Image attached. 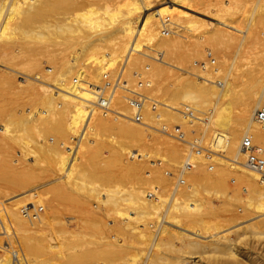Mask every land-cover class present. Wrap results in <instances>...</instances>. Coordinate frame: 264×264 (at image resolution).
I'll list each match as a JSON object with an SVG mask.
<instances>
[{
    "label": "bare ground",
    "instance_id": "6f19581e",
    "mask_svg": "<svg viewBox=\"0 0 264 264\" xmlns=\"http://www.w3.org/2000/svg\"><path fill=\"white\" fill-rule=\"evenodd\" d=\"M4 3L6 0L0 3V102L8 96L15 98L21 94L31 95L33 97L31 101H34L33 99L38 100L39 105H37L40 107L34 110L36 102L33 110L29 109V113L19 117L20 119L18 118L17 124L19 123L18 125L21 124L24 127L28 123L26 127L28 126L27 129H30L32 127L30 121L39 119L41 121L39 123L42 125H48L47 123L53 127L55 125L56 129L59 130V132H55H58L59 136L62 134V138L55 140L51 137L52 143L48 142L47 144L45 141L47 139L41 137L40 140L44 139L43 142L45 143L39 142L38 144L36 142V146L34 141L37 140H34L33 143L30 141L31 137H28L31 145L34 144L35 146L33 148L38 147L36 149L38 152L34 150L37 154L33 150L31 151V145L30 148L25 146L24 141L26 142V139L22 141L23 148L20 146L21 152L24 153L20 155L23 157L16 158L15 156L13 158L14 152L10 154V150H7L4 137L9 134L6 138L9 139L10 133L16 130L14 124L16 119L9 118L10 112L6 116L9 119L4 118V120L6 119L4 122L1 119L3 117L0 116L3 122H0V181L3 185H7L2 187L5 190L1 189L2 185L0 189L3 191L10 188L18 189L13 192L9 191L10 194L8 192L6 197L2 194L4 199H0V235L4 234L8 239V243L5 242L7 247L0 245V264H60L57 263V260L58 257L60 259L62 256L59 251L63 246L59 248V244L66 246L62 249L64 250L63 254L70 252L64 255L67 256V258L65 257L67 260H63L67 262L66 264H96L98 259H100L101 264H103L102 260L104 264H113L116 259L121 261V251L124 253L127 250L126 254L134 251H128L132 249V245L129 246L128 243L132 239H134L133 243L148 242L151 250L152 248L159 250L160 254L152 252L144 264H159V261H166L169 258H174L177 260L176 263L183 264L184 257L193 258V254L199 255L200 258L207 261L219 260L228 263L230 258L234 260L237 255L241 254L240 243H244L243 246L246 247L243 256L251 255L252 251L250 252L248 249L250 244L255 240L260 241V238L264 239V179L260 177L258 172L244 165L246 155L240 149V141L243 136H247L253 143H260L261 147H257V164L264 172V120L259 124L260 122L252 115L259 107L264 110V82L261 81V87L256 89L260 80L255 79L250 82L251 87L250 85L249 87L251 89L256 86L253 87V90L250 89V94L248 95L249 91L246 90L248 92H245L247 97L246 94L243 96L244 93L241 97H237L238 94L233 90V82L227 78L229 74L223 78L218 76L222 69V67H220L221 69L217 67L219 64L216 65V63L213 69L210 67L198 69L193 65H191L193 67L190 66L191 69H188L190 64L188 63L187 67L186 61L192 63L195 59L190 60V57L197 55V58L203 59L206 58L207 54H202V48L201 50L197 48V44L188 40L179 30L182 32L195 31L202 26V23L209 24V31H200L198 39L204 37L210 41L214 39L216 40L215 45L217 41L222 42L226 46L235 48L236 52L239 53L249 49L250 43L253 45L256 43L253 40V32L255 31H252L253 14L249 15L250 17L242 28L240 25L231 23L228 16L232 13L229 9L231 6L235 8L236 6L240 8L244 6L246 8V5L249 7L253 5L252 10H258V12L256 14L254 11L252 12L258 16L257 13L259 14L264 10V0H120L119 2L116 0H8L7 5ZM166 17L168 18L167 22ZM260 17L262 19L263 16L260 15L258 20ZM242 18L244 17L242 16ZM169 26L171 27V34L164 35L161 28ZM256 37L258 40V34ZM37 40H41V42ZM253 41L255 43H252ZM6 43L13 45L10 56L3 46ZM204 43L206 42L204 41ZM204 43L202 40L201 46H204ZM208 43L210 42L207 41L206 44ZM153 50L160 51L162 59L156 60L153 57ZM245 52L242 53L245 54ZM37 56H40L41 59L44 58L41 60L39 57L40 60H38ZM124 56L126 61L124 78L128 86H136L134 72L139 71L148 77L147 81L150 82V85L142 88V92L158 102L157 113L164 112L163 115L159 113V115L164 116L160 115L162 122L164 118L170 119L169 117L175 120L172 127L180 129L185 134V141L177 140L169 135L168 141L163 139L160 141V132L157 130L120 116L119 114L129 115L132 111L123 98L122 90H117L113 97L112 106L118 114L103 112L94 103V90L88 88L84 82L78 81L85 80L94 85L99 83L103 71L108 69L113 71ZM213 56L211 59H214ZM44 61L46 65L42 66L45 64H43ZM183 63H185L187 70L182 65ZM86 68L87 72L84 70ZM218 68L220 69L219 72ZM19 74L17 79L14 78V75ZM216 77L217 81L218 77L222 78L223 81L219 79L216 82L214 80ZM18 79L26 83L20 85ZM75 79L78 82L74 83ZM235 96L240 98L242 107H240L236 121L234 119L236 123L234 122L235 124L231 126L230 121H233L231 120L233 117L231 105ZM183 107L190 109L191 117L186 115V112L182 110ZM38 113L42 114L39 118L36 115ZM14 114L11 117L14 118ZM202 115L206 117H201ZM17 116L19 115L17 114ZM146 118L149 121L153 119L148 111ZM165 119V125L172 124L170 123L171 120ZM36 121H33V123L35 122L33 127L36 126ZM43 122L45 123L43 124ZM9 126H15V128L11 127L10 130ZM17 127L20 129V126ZM53 127L51 126V128ZM169 127L171 129V125ZM34 128L37 129L38 126ZM34 128L31 130L37 131L36 133L42 131L39 128L38 130ZM51 128L47 130H53ZM20 130L23 132L24 129ZM35 131L34 134H36ZM19 132H14L15 134L13 133L10 138L13 137L11 139L14 140V136L17 137V134L18 137H21L22 132ZM53 133L50 132V134ZM27 135L22 138L25 139ZM32 138L34 137L32 136ZM194 141L202 148L210 150L211 153L203 155L201 152L200 155L193 157V166L189 172L181 171L180 173L186 179L185 182L182 178L185 185L181 188H178L179 185L174 189L172 188V195L166 200V190L163 188L160 190L157 185L160 183L159 181H164L162 180V177H165L164 173L167 176L171 172L164 171L162 174L163 171L160 168H154L157 162L155 163L154 159L148 158L151 150H157L156 153L161 151L163 156L160 158L168 163L167 166L171 165L170 169L172 166L178 168L186 154L183 152L184 146L187 149V142ZM14 142L17 143L18 140ZM102 144L107 149L106 153L108 152L107 157L104 158L107 160H104L106 164H109V167L117 166L123 169V176L136 178L134 183L127 188L125 187L126 189H120L117 187L118 185L116 187L114 185H112L114 187H104L110 179L105 182L106 178H103L104 184L100 178L103 173H100L99 181L97 176L92 178L99 175L94 172V176L91 173L90 179V162L87 165L84 163L86 167L89 165L86 168L89 171L84 169L87 171L86 176L77 170L76 161L79 159L77 154H86L92 150V157L95 158L94 155L101 152L99 150L95 153V149L98 150ZM132 150L137 152L131 153ZM211 156L212 158L208 161L211 162L208 165L204 160ZM130 157L135 158L129 160ZM48 158L50 163L45 165V159ZM98 159L101 161V158ZM94 162L91 163V166L96 165ZM99 164L98 167L100 168L101 164ZM147 164L153 167H151V171H149ZM84 166L83 168H85ZM103 166L102 163L101 168L105 169ZM106 167L107 172L112 168ZM118 168L115 167V169ZM79 169H81L80 166ZM121 169L116 170V172ZM42 175L45 178L39 181L38 177ZM123 176L119 178L125 180L126 177L123 178ZM85 177L90 179L89 182L95 179L93 180L95 184L96 181H102L103 186L101 187V183L98 182L97 185H100H94L93 181L87 183ZM229 178L236 183V193L241 189L246 192L245 199L242 197L243 204L240 207L243 206L246 208L245 210L249 209L248 211L252 209V213L256 212L254 216L253 214L250 216V212L247 213L250 217L248 218L245 214L247 211L244 213L242 211L244 209H240L244 215L237 213L240 216L243 215V218H240L241 221H236L239 224L235 223L238 225L234 227H231L233 224L230 225V222L234 223V221L227 217L229 216L227 210L221 217L217 213L214 216L212 211L214 209L210 208L212 210L208 211L211 204L208 205L209 207L206 206L208 210L205 209L207 211L205 212L204 207H202L204 201L202 204L196 200L185 202L186 200H179L174 196L178 193L189 195L188 197L191 195V198L197 195L198 198L200 196L197 190L198 186L200 187L202 184L208 186L214 184L215 186L216 184L217 187H222L220 184H225ZM143 186L147 187L148 190L144 189ZM145 190L146 193L154 194L153 199L145 197ZM215 191L216 193L220 192ZM20 192H24V194L21 195ZM30 192H33L31 194L33 197L37 196V192L41 193L38 200L46 204L47 210L44 213L40 214L41 206L34 207V201L23 204L20 209L18 203L23 196H26L25 194ZM223 192L221 195L226 197L227 193L224 196L225 192ZM65 197L70 198L69 200L72 199L71 201H74L72 203L85 213L86 216L81 219L83 231L86 230L84 232L89 231L90 233L85 234L90 238L91 232H98V234L92 233L93 238H88L89 241H84L85 238L83 237L87 238L84 233L76 232L77 234H75L74 232V237L75 235L78 237V234L79 236L84 234L83 237L81 236L82 238L78 237L79 239L75 240L74 237L70 236L72 231L67 230V226H60L63 233L69 234L65 235V238L68 237L67 242L71 237V242L72 239L75 243L77 242L76 245L72 242L73 245L79 247V251L77 249L78 252L75 251V253L73 248L76 247L70 245L72 247L71 252L70 249L68 250L69 247L67 248L69 244L65 245L66 242L64 244H61L62 241L60 243L58 241L48 243V234H46V230H52L55 227L53 224H56L54 214L57 204L55 202L58 203L59 198L61 201L67 200ZM104 208H107L105 209L107 211L109 208L110 210L114 209L112 213L120 218L119 225H114L112 221L107 224V228L111 229L109 232L104 225L101 226L104 222L100 221L101 223H99V217L97 218L98 221L96 219L98 214H102L97 213V211L102 210L104 213ZM236 212L233 213L236 214ZM234 214L229 217H238ZM106 215L105 217L103 215L104 221H106ZM239 217L236 219L239 220ZM254 218H258L259 221L251 223ZM152 223H157L154 231L152 230L153 232L150 230ZM103 231L105 232L104 236L101 235L103 233L99 235V232ZM106 231L109 234L112 231L115 234L118 233L119 237L114 236V234L112 235L114 236L113 239H108L112 236H108ZM247 231L251 234V236L248 234L250 237L253 236V242L251 240L245 242L248 240L246 238ZM55 233L53 232L52 239L58 237L59 233L54 236ZM95 235L97 238L99 237V240L94 238ZM92 239L93 242L96 239L98 244L96 242L94 244ZM118 246L128 247V249L119 250L120 247ZM58 248L60 250L54 252V249L57 250ZM126 254L123 255V263L126 262L125 257L130 258V254ZM253 254V259L249 260L250 264H264V254L255 252ZM136 256L124 264H129L128 261L131 260L135 261ZM94 258L97 259L95 263L92 260ZM227 258L229 259L227 260ZM117 261L114 263L117 264ZM191 264L201 263L192 259Z\"/></svg>",
    "mask_w": 264,
    "mask_h": 264
},
{
    "label": "rangeland",
    "instance_id": "374dc122",
    "mask_svg": "<svg viewBox=\"0 0 264 264\" xmlns=\"http://www.w3.org/2000/svg\"><path fill=\"white\" fill-rule=\"evenodd\" d=\"M1 1H2V3L3 2H5V0H0V3H1ZM7 1L8 0H6V3H4V5H7ZM70 1H72V0H70ZM79 1H81V0H79ZM115 1V0H114ZM117 2H119L120 0H116ZM123 1V0H122ZM125 1V0H124ZM121 4V3H120ZM248 5H246L245 7L246 8H244V6L242 7V8H240V7H237L236 6V8L234 7V6H231L230 7V9H229V11L232 13V15H229L228 16V18H230V20H231V23L233 24V25H240V26H242V28H243V26L245 25V23H246V20L248 19V17H250L249 15L251 14H253V22H254V25H252V31H255V32H253L254 33V38H253V40L254 41H256V43L253 41L252 43H255L254 45L253 44H249V46L251 45V47H249V49H246V50H242L241 52H239V53H237L236 52V50H235V48H233V47H230V46H226V45H224L222 42H216L217 44L215 45V41L216 40H214V39H212L211 41L214 43V45H212L211 46V44H213L210 40H208L207 38L206 39H198L199 38V33H200V31H203V32H207V31H209V29H210V25L209 24H205V23H202V26L201 27H199L197 30H195V31H186V32H182V31H180L179 30V32L180 33H183L184 35H185V37L188 39V40H191V41H193V42H195L196 44H197V48H200V50H201V48H202V50H201V52H202V54H205L206 55V58L204 57L203 59H199V58H197V55H196V57H190V60L191 59H193V58H195L194 60H193V62L192 63H190V62H188V61H186V63H187V67H188V65H189V67H188V69L190 68V66L191 65H193V66H195V67H197L198 69H200L198 66H197V63L198 62H203V61H209L211 58H212V56L213 55H215V56H213L214 57V64L210 67V68H214L213 66L216 64V65H218L217 67H222V69H221V72H219L220 71V69L218 70V72H219V74H218V76H220V77H227V75L229 76V77H227L229 80H231L232 82H233V90H234V92L235 93H237L238 95H237V97H241V95H243L242 93H244V95L243 96H245V94L246 93H248L247 91H249V93H248V95L250 94V91L251 90H253L254 88L253 87H256V86H253L252 87V89L250 88L251 87V83L250 82H252V81H254L255 79H258V80H260V83H258L259 85H257V87H256V89L258 88H260L261 87V81L262 82H264V8L263 9H260V10H263L262 12H260L259 14L257 13V15L258 16H255V14H256V12H258V10L256 11H254V10H252V7H253V5L251 6L250 5V7L248 6ZM70 10V9H69ZM242 11H243V13H242ZM252 11H254V13L252 12ZM245 12V13H244ZM262 13V14H261ZM260 15H262L263 17H262V19H261V17H260V19L258 20V18H259V16ZM242 16L244 17V18H242ZM246 17V18H245ZM257 17V18H256ZM260 21V22H259ZM258 25H257V24ZM256 24V25H255ZM255 27V28H254ZM256 27H257V29H256ZM165 28V27H164ZM167 28H171L170 26L169 27H167ZM167 28H165V29H167ZM161 29H163V28H161ZM254 29V30H253ZM256 29V30H255ZM171 30V29H170ZM256 32H257V34H258V40H257V34H256ZM165 34H168V33H165L164 32V35ZM194 36H196L195 38H194ZM197 38V39H196ZM197 41H196V40ZM199 40H200V42H199ZM202 40H203V43H204V41L207 43V41H209L210 43H208V44H206V43H204V46L202 45L201 46V43H202ZM214 40V41H213ZM38 41V40H37ZM6 42V41H5ZM38 42H41V40L40 41H38ZM221 43V44H220ZM1 44H3V43H1ZM9 44H11V43H8V45H7V43L6 44H4L3 46H5V50H6V52H7V54H8V56H10V55H12V49H13V45H9ZM198 45H200L199 47H198ZM205 45H207V46H205ZM214 46V47H213ZM224 46H226V47H224ZM22 47H24V45H22ZM206 47H208V48H206ZM212 47V48H211ZM210 48H211V51H210ZM206 49V50H205ZM204 50V51H203ZM247 50H248V52H247ZM244 51H246L245 52V54H243L242 52H244ZM209 54H208V53ZM237 53V54H236ZM194 55V56H195ZM242 55V56H241ZM41 56V55H40ZM39 56V57H40ZM221 57V59H220V57ZM38 57V56H37ZM39 57H38V60H40L41 59V57H40V59H39ZM216 57V58H215ZM44 58V57H43ZM43 58L41 59V60H43ZM197 58V59H196ZM223 58V59H222ZM156 60H160V59H156ZM224 61V62H223ZM218 62H220L221 63V66H220V63H218ZM45 63V61L43 62V64ZM189 63V64H188ZM196 64V65H195ZM223 64V65H222ZM46 65V63L44 64V65H42V66H45ZM185 68H186V66H185V63H183L182 64ZM215 65V66H216ZM193 66H191V67H193ZM209 68V67H208ZM191 69V68H190ZM85 70V72H87V68L86 69H84ZM186 70H187V68H186ZM134 73H136V74H139V75H141V77L143 78V79H148V77H146L144 74H141V73H139V71H137V72H134ZM176 73H178V72H176ZM175 73V74H176ZM179 74V73H178ZM180 75H181V73H180ZM182 75H184V74H182ZM20 76V74L19 75H14V78H18ZM176 76V75H175ZM217 76V75H216ZM181 77V76H180ZM220 77H218V81H219V79L220 80H222L223 81V79L222 78H220ZM233 80H232V79ZM214 80H216V82H218L217 81V77H216V79H214ZM135 81H136V79H135ZM18 83H20V85H24V83H26V82H22L21 80H19L18 79ZM249 85H250V87H249ZM255 85V84H254ZM248 87H249V89H248ZM251 89V90H250ZM247 90V91H246ZM246 92V93H245ZM9 94V93H8ZM21 95H23L22 97H20ZM20 96H15V98L13 97V98H11L10 96H8L7 98H5V100L4 101H1L0 102V116L1 117H3V118H1L2 120H3V122L6 120V119H9V118H12V119H16L15 121H16V123H14L15 124V126H16V130H17V132H22V130H20V129H24L23 130V132L21 133L22 135H21V137H18V134H17V137L16 136H14V140H12L11 138H13V137H11L10 138V136L15 132V133H17L16 132V130H14V131H10L11 133V135L8 137L9 139H6L7 138V136L9 135H6L5 137H4V140H5V143H6V147H7V150H10V154H13L12 152H14V156H13V158H15V156H16V158H18L19 156H21V157H23L22 155L24 154L23 153V151L21 152V148H23L22 146L24 145L23 144V142L22 141H24V140H26L27 139V141H28V143H29V145H28V143H27V141L25 142L24 141V143H25V146L27 147H29L30 148V145H31V142H33L34 140H37V141H34L35 142V145L38 143L39 144V142H43L44 141V139H47V140H45L46 141V143L48 144V142L49 143H52V138H55V140H60L61 138H62V134H60V136L58 135L59 133V130L58 129H56V127H55V125H54V127H53V125H51L53 128H51V126L49 125V123H47L48 125H45L44 123L45 122H43V124L44 125H42V124H40L39 122H41L39 119H37V121L34 119L33 121H36L37 122V124H35L36 126H34V127H37L38 126V128L39 129H41L42 131H38V133H36L37 131H35V133L37 134H34V131H32L33 129L32 128H34L33 127V125H34V123H33V121H30L32 124H30V126L32 125V127H30V129L28 128L27 129V127H26V124H28V123H26L25 125H24V127L20 124V125H18L17 124V120H19L20 118H21V116L22 115H25V114H27V113H29V109L30 110H33V107H34V105H35V103L38 101V100H35V99H33L34 101H31V99L33 98L31 95H28V94H21ZM26 95H28V96H30L29 97V100H28V96H26ZM243 96H242V98H243ZM236 96H235V100L233 101V103H232V111H233V113H232V118H231V120H233V121H230V125L232 126V125H234L236 122V118H237V115H238V113H239V111H240V107H242V105H240L241 103V101H240V98H237ZM246 97H247V94H246ZM39 102H37L36 103V106H35V109L34 110H37L40 106H38L39 104H38ZM38 104V105H37ZM183 109V108H182ZM260 109H262V107H259L258 108V110H260ZM257 110V109H256ZM160 111V110H159ZM162 111V110H161ZM10 112V113H9ZM15 114H14V113ZM157 112H158V108H157ZM8 113H9V115H8ZM159 113H162V115L164 114V112L162 111V112H159ZM253 113H255V111L253 112ZM3 114H5V116H2ZM11 114V115H10ZM12 114H14L15 116H17V114L19 115V116H17V117H15L14 116V118L13 117H11V116H13ZM151 114V113H150ZM9 116V118L8 117H6V116ZM37 115V117L39 118L42 114H36ZM161 115V114H160ZM161 115V116H162ZM167 115V114H166ZM206 115V114H205ZM201 116V117H206V116ZM234 115H236V116H234ZM253 115V117H254V114H252ZM20 117V118H19ZM23 117V116H22ZM162 117H164V116H162ZM235 117V118H234ZM4 118H6L5 120H4ZM19 118V119H18ZM168 118V117H167ZM170 119H165V120H171V121H173V122H171L170 121V123H172V124H170L171 125V129H170V125L168 126V124H166L167 125V128H168V131H170L171 132V130L172 129H174L172 126H173V123L175 122V120L174 119H172L171 117H169ZM0 119V122L1 123H3L2 122V120ZM11 119V120H12ZM150 119V118H149ZM161 119V118H160ZM164 119H163V124L165 123L164 122ZM234 119H235V121H234ZM13 120V121H14ZM151 120H153V119H151ZM14 121V122H15ZM235 122V123H234ZM0 123V124H1ZM166 123H168V122H166ZM259 123V122H258ZM14 124H12V125H14ZM17 124V125H16ZM51 124V123H50ZM154 124H155V122H154ZM176 124V123H175ZM175 124H174V126H175ZM259 124H261V123H259ZM263 124V123H262ZM15 126L14 127H12V126H9V128H10V130L12 129V128H15ZM17 126H20V129H18V127ZM22 126V127H21ZM44 126V127H43ZM45 126H47V127H45ZM12 127V128H11ZM26 127V128H25ZM0 128H1V125H0ZM38 128L36 129V128H34V129H36V130H38ZM44 128H45V131H44ZM49 129V128H51V129H53V130H47V129ZM28 130L27 131V133H26V130ZM32 129V130H31ZM54 129H56V130H54ZM48 131V132H47ZM55 131H58V132H55ZM174 131V130H173ZM172 131V132H173ZM181 131V130H180ZM19 132V133H20ZM31 134H33V135H31ZM50 132H54L53 134H55L54 136H53V134H50ZM14 133V134H15ZM28 134L27 135V137L25 138V139H23L22 137L25 135L26 136V134ZM24 134V135H23ZM30 134V135H29ZM59 136V137H57V136ZM160 141H161V139H163L164 141H168L170 138L168 137V135H166V134H164V133H162V132H160ZM13 136V135H12ZM20 136V135H19ZM24 136V137H25ZM32 136L34 137V138H32ZM184 136H185V134H184ZM28 137H31V139L30 138H28ZM41 137L42 138H44L43 140H40L41 139ZM52 137V138H51ZM17 138V139H16ZM19 138H20V141L22 142H20L19 141ZM37 138V139H36ZM23 139V140H22ZM29 139H30V141L31 142H29ZM106 140L108 139L107 137L105 138ZM4 140H3V142H4ZM17 141L18 140V142L17 143H15L14 141ZM55 140H53V142H55ZM105 140V141H106ZM33 142V143H34ZM37 142V143H36ZM27 143V144H26ZM43 143H45V142H43ZM253 143V142H252ZM255 143V142H254ZM253 143V144H254ZM18 144H20V145H18ZM40 144H42V143H40ZM256 147H261L260 146V143L259 142H256L255 144H254ZM20 146H21V148H20ZM32 146V149H31V151L33 150H36L38 147H36V149H34L35 148V146H34V144H32L31 145ZM33 146H34V148H33ZM37 146V145H36ZM27 147V148H28ZM133 147V146H132ZM131 147V148H132ZM185 148L183 149V152L185 153V152H187L188 150H189V146H188V148L186 149V146H184ZM21 149V150H20ZM97 149V148H96ZM95 149V153H97L96 151H99V150H101V152L99 153L100 155H101V157H99L100 155L97 153V155H99V156H97V155H94L95 156V158L97 157V159H95L94 157H92V155H93V152H92V150H89L88 151V153H86V154H82V153H78L77 154V156H78V160L76 161V164H77V170L79 171H81V172H83V174H84V176H86V172L87 171H89L90 170V179H91V173H92V175L94 176V174H93V172L94 173H97V174H99V175H95V177H92V178H96V176L99 178L100 176H101V174L100 173H103L102 175L103 176H101L100 178H101V180L104 182V179L106 178V180H105V182H108L109 181V179H110V181H109V183H106L107 185H105L104 187H116L117 185V187L118 188H124V189H126L127 187H129L132 183H134V181H135V179H132V177L130 178V177H128V176H123L124 175V173H122V171L124 172V170L123 169H121L120 167L118 168L117 166H115L116 168H118V169H121V170H119V172H116V170H118V169H115V167L113 168L112 166H110L109 167V164L107 165L106 164V162L104 161V160H106V159H104V158H106L107 157V155H108V152L106 153V147H105V145L104 144H102L101 145V147H98V150H96ZM12 150V151H11ZM37 151V150H36ZM7 152V151H6ZM38 152V151H37ZM37 152H35L34 151V153H36L37 154ZM131 153H135V152H137V151H130ZM156 152H158L157 150L155 151V150H151V153H150V156L148 157L149 159L151 158V159H154V161H155V163H156V166L154 167V168H160V170L161 171H163L162 172V174L164 173V171H168V172H171L169 175H167L166 176V174L164 173L163 175H165V177H162V180H164V181H159L160 183H158V185L157 186H159V188H160V190H161V188H163L164 190H166L165 191V195H166V200H167V198H169V196H171L172 195V188H173V186H174V182H175V180H176V177H177V175H178V173H179V168L180 167H175V168H177V169H175V168H173V166H172V168L170 169V167H171V165H168L167 166V164L168 163H166L165 161H163V159H161L160 157L161 156H163L162 155V152L161 151H159L160 153H161V155H160V153H156ZM23 153V154H22ZM20 154H22V155H20ZM27 154H29V153H27ZM26 154V155H27ZM39 154V153H38ZM82 154V155H81ZM201 154H206V153H204V152H202ZM44 155V154H43ZM84 156V157H83ZM104 156V157H103ZM90 158H93V159H91L90 160ZM98 158H101V161H103L102 163L104 164V166L103 167H105V169L107 168L106 166H108V168H111L110 170H108L109 172H107V169L105 170L104 168L102 169L101 168V166H102V163H101V161H99L100 159H98ZM103 158V159H102ZM135 158V157H134ZM134 158H132V157H130L129 158V160H132V159H134ZM183 158V157H182ZM212 158V156L210 157V158H207V159H205L204 161H205V163L206 164H210V162H208L210 159ZM83 159V160H82ZM89 159V160H88ZM95 159V160H94ZM149 159H147V160H149ZM46 160V162H45V165L47 164V163H50V160H49V158L48 159H45ZM98 160V161H97ZM94 161H97V162H94ZM107 161V160H106ZM163 161V162H162ZM208 163H207V162ZM90 162V163H89ZM93 162L94 163H96V165L94 164L93 166H94V168H93V166H91V163L93 164ZM101 164V166H100V168L98 167V164L99 163ZM158 162H159V164H158ZM183 162V161H182ZM87 165V163H89L90 164V166H89V170H87L86 168H88V166L86 167V165ZM108 163V162H107ZM80 164V165H79ZM85 166H84V165ZM99 164V165H100ZM106 164V165H105ZM182 164V163H181ZM181 164H180V166H181ZM79 166H80V168L81 169H83V170H81V169H79ZM83 166L85 167V168H83ZM96 166V167H95ZM147 166H149V171H151V165L150 164H147ZM17 167H19V165H17ZM163 167V168H162ZM95 168H97V169H95ZM153 168V167H152ZM165 168H167V169H165ZM87 170V171H85V170ZM94 170V171H92V170ZM100 169V171H97V170H99ZM101 169H102V171H101ZM113 169H114V171H113ZM148 169V168H147ZM175 169V170H174ZM105 170V171H104ZM146 170V169H145ZM170 170V171H169ZM171 170H173V171H171ZM85 171V172H84ZM92 171V172H91ZM208 171H211V170H208ZM112 172V173H111ZM188 172H189V170H188ZM107 175H106V174ZM108 173H110V174H108ZM115 173H117V174H115ZM122 173V174H121ZM121 175V176H119V175ZM106 175V176H105ZM116 175V176H115ZM88 176V175H87ZM105 176V177H104ZM123 176V178L124 177H126L125 178V180H123V179H120L119 177H122ZM109 177H111V178H109ZM45 178V176L44 175H42L41 177H38V180L40 181H42L43 179ZM100 178L99 179H97L98 181L100 180ZM104 178V179H103ZM127 178H129L130 180H128ZM183 178V177H182ZM85 179H86V181H87V183H90V182H92L93 180H95V179H93V180H91L90 182L88 181V180H90V179H87L86 177H85ZM107 179H108V181H107ZM127 179V180H126ZM184 180H185V182H186V179H185V177L183 178ZM112 180V181H111ZM132 180V181H131ZM166 180V181H165ZM98 181H96V184H95V182L93 181V184L94 185H97V182ZM102 181L101 182H98V183H101V185L100 184H98V185H100L101 187L103 186V184H102ZM157 181V180H156ZM228 182H226L225 184H227L226 185V187H227V190H226V187H225V184H220L222 187H220V186H216V184H215V186H214V184L212 185V184H209L210 186H208L207 184H202V186H198L197 187V190L199 191V194H200V196L197 198V195L196 196H193L192 198H191V195H190V197H188L189 195H186V194H178V193H176L174 196L175 197H177L179 200L180 199H184V200H186L185 202H187L188 200H191V201H194V200H196L197 202H200L201 204L203 203L202 201H204V203L205 202H207V204H205L204 205V203H203V206L202 207H204V211H205V209H207V207L206 206H210V204H211V207H209L207 210L208 211H210V210H212V209H214V210H212L213 211V214H214V216L216 215V213H217V215L218 214H220V216L219 217H221L222 215H224L225 213H226V210H227V215H231L232 216V214H234L233 212L234 211H237L236 212V214H234V215H238L239 213L240 214H243V212L241 213L240 211V209H242L243 208V206L242 207H240L242 204H243V199H245V196H246V192H245V190H243V189H241V190H239V192H237L236 193V183H234V181L233 180H231V178H229L228 180H227ZM232 181V182H231ZM1 182V181H0ZM105 182H104V184H105ZM156 183V184H157ZM92 184V183H91ZM136 184V183H135ZM153 184H155V183H153ZM2 185V186H1ZM97 185V186H98ZM112 185H114V186H112ZM183 185H185V183H183L182 185H179L178 186V188H181ZM212 185V186H211ZM0 186H1V189H3V190H5L4 188H2L3 186H7V185H3L2 184V182L0 183ZM224 186V187H223ZM235 188H234V187ZM9 187V186H8ZM101 187H99V188H101ZM126 187V188H125ZM143 188L144 189H146V190H148V188L147 187H144L143 186ZM219 188V189H218ZM0 189V196L3 194V196L4 197H6V195H7V193L10 191V192H13V191H15V190H18V189H6L7 191H3V190H1ZM232 189V190H231ZM234 189V190H233ZM145 190V197L146 198H148V199H153V198H150V197H148V195H147V191ZM215 190H217V191H220V192H217L216 193V191ZM221 190H225L223 193H224V196H225V194L227 193V195H226V197H223L222 195H221ZM236 190V191H235ZM2 191V192H1ZM234 191V192H233ZM6 192V193H5ZM10 192H9V194H10ZM216 194H215V193ZM33 193V192H32ZM31 192L30 193H27V194H25L26 196H23L22 197V199L20 200V202L18 203L19 204V206H20V209H21V207H22V205L23 204H26V203H29L30 201H34V207H36V206H41L42 207V210L40 211V214L41 213H44L46 210H47V207H46V204L44 203V202H42L41 200H38V198H39V196H40V192H37V196L36 197H33V196H31V194H32ZM234 193V194H233ZM238 194V195H236V194ZM20 194L22 195V194H24V192H20ZM197 194V193H196ZM17 195H19V194H17ZM3 196H1L0 197V199L1 200H3L4 198H3ZM187 196V197H186ZM242 197H244L243 199H242ZM66 198V197H65ZM73 198V197H72ZM197 198V199H196ZM200 198V199H199ZM239 198V199H238ZM35 199H37V200H35ZM67 200H65V199H63V201H61V199L59 198L58 200L60 201H58L57 199H56V201H58V203H56L55 202V204H57V205H55V214H54V221L56 222V224L54 223L53 225L56 227L57 225H58V223H59V227L57 226L56 227V229H47L46 230V234H48V236H47V238H48V240L46 239V242L48 241V243H52L53 241L54 242H57L58 241V243H60L61 241H62V243L61 244H64L65 242H66V244L65 245H67V244H69L68 246H67V248H68V250L69 251H71L72 250V247L73 246H75L76 245V243L74 242V240L72 239V242H74V244L75 245H73V243L70 241V239L72 238V237H74V232H75V234H77L78 232H82V233H89V231L88 232H84V231H86V230H84L83 231V224H82V221H81V219L84 217V216H86V215H84L85 213L82 211V210H79V207L76 205V204H74V203H72V202H74V201H71V200H69L70 198H66ZM73 199H75V198H73ZM199 199V200H198ZM238 200H240V201H238ZM71 201V202H70ZM195 201V202H196ZM196 202V203H197ZM239 202L241 203L240 205H239ZM76 203V202H75ZM76 205L77 206V208H76V206L74 207V206ZM112 207V206H111ZM202 207H201V210H202ZM30 208H31V206H30ZM108 208V207H107ZM107 208H104V210L105 209H107ZM210 208H212V209H210ZM244 210H242V211H244V213L247 215V213H249V215L251 216L252 214H253V216L256 214V212L255 213H252V209L250 210V211H248L249 209H247V210H245L246 208H243ZM103 210V211H104ZM109 210H110V208H109ZM109 210L107 211V210H105V212L103 213L102 212V210H98L97 211V213H102L103 215H104V217H105V214H107L106 215V221H104V217H103V215H102V217H101V215H97V217H96V219L99 217V223H101L100 221H103L104 223H106V224H104V223H102L101 224V226L102 225H104V227L105 228H107V224L109 223L110 224V221H112L113 222V224L114 225H119V223H120V218L118 217V216H115L113 213H112V211H114V209L113 210H110V212H109ZM83 213H82V212ZM203 211V210H202ZM203 211V212H204ZM215 211V212H214ZM232 211V212H231ZM239 211V212H238ZM205 212H207V211H205ZM229 212H231L230 214H229ZM209 213H211V212H209ZM224 213V214H223ZM238 213V214H237ZM208 214V213H207ZM212 214V213H211ZM133 215V214H132ZM226 215V216H227ZM244 215V214H243ZM243 215H238V217H239V220L238 219H236V218H238V217H229V216H227L229 219H232L233 221H234V223H232V222H230L231 224L230 225H232L231 227H234V226H236V225H238L239 223L238 222H236V221H241L242 219H240V218H243ZM246 215H245V217H246ZM213 216V215H212ZM247 217L248 218H250L248 215H247ZM246 217V218H247ZM108 218V219H107ZM234 218V219H233ZM246 218H244V219H246ZM247 218V219H248ZM259 219H260V217H258ZM256 219V218H254L253 220H251L250 222L251 223H256L257 221H259V219ZM262 218V217H261ZM102 219V220H101ZM243 219V220H244ZM58 221V222H57ZM97 221H98V219H97ZM64 223V225H63V223ZM235 223H238V224H235ZM53 225H52V227H53ZM106 225V226H105ZM168 225V227H170V225L169 224H167ZM62 226H67L66 227V229L67 230H70V232L72 233L70 236H72L69 240H68V242L66 241V239L68 238H65V235L67 236V235H69V234H65V233H63L62 231H61V227ZM157 226V223H152V228L150 229L151 230V232H153L154 231V229H155V227ZM51 227V228H52ZM103 227V228H104ZM105 228H104V231H105ZM108 229V232L111 230H109V228H107ZM153 230V231H152ZM51 231H52V233H51ZM59 231V232H58ZM99 232V235L101 234V233H103V234H101L102 236H104V233L105 232ZM249 231V230H248ZM246 232V234H247V236H246V238L248 239V240H246L245 242H249L250 240H251V242H253L252 241V239H253V236L252 237H250L251 236V234L249 233V232ZM53 232H56L55 233V235L54 236H57V233H59V235H58V239L55 237V238H51L52 237V235H53ZM62 232V233H61ZM77 232V233H76ZM107 231H106V233H108ZM61 233V234H60ZM94 233H96V232H91V236H90V238L92 237L93 238V234ZM64 234V235H63ZM84 234H83V236H84ZM90 234V233H89ZM96 234H98V232L96 233ZM115 234V232L113 233V231H112V233H108V236L110 235V236H112V235H114ZM250 236H249V235ZM4 234H1L0 235V237L2 238H0V245H3V246H5V247H7V244H5V242L6 243H8V239H7V237L5 236V238H4V236H3ZM86 235V234H85ZM105 235H107V234H105ZM61 236H64V237H61ZM81 236H82V234H81ZM81 236H79V234H78V237L80 238ZM82 236V237H83ZM87 236V235H86ZM96 236V235H95ZM94 236V238H97V236L95 237ZM107 236V237H108ZM114 236H118L119 237V234L118 233H116ZM114 236H112V237H108V239L109 238H114ZM250 238H249V237ZM76 235H75V240L76 239H79ZM81 237V238H82ZM106 237V236H105ZM83 238H85V240L84 241H89V240H87L89 237L87 236V238L84 236ZM89 238V239H90ZM99 238V237H98ZM97 238V239H98ZM257 239V238H256ZM6 240V241H5ZM99 240V239H98ZM254 240H255V238H254ZM260 241H258V240H255L252 244H250V246H249V250H250V252L252 253L251 255H246V256H243V255H245L244 254V249L246 248V247H244L243 246V244L244 243H240L239 244V249H240V255L238 256H236L237 258L236 259H231L230 258V260H229V262L228 263H225L224 261H207V260H204L203 258H200V256L199 255H197V254H193V258H188V257H184V263L183 264H191V262H192V259H194V260H196V261H198L199 263H201V264H250V261L249 260H252L253 259V256H254V252L255 253H261V254H264V239H259ZM70 241V242H69ZM133 241H134V239H132L130 242H128L129 243V246H131L132 245V249H129L128 251H131V250H134V251H131V252H128L130 255V258H127V257H125V261L126 262H124V263H127V260H129V259H131V258H133V256H135V255H137L136 257V260L135 259H133V260H135V261H128V263L129 264H144V263H146L147 262V258L148 257H150V255L152 254V252H157L158 254H160L159 253V250H156V248H152V250H151V247H150V244L148 243V242H146V243H136V242H134L133 243ZM136 241V240H135ZM257 241V242H256ZM92 242H93V239H92ZM95 242H96V239H95ZM95 242H93L94 244H95ZM133 244H132V243ZM70 243H72V244H70ZM97 243V242H96ZM120 243H122V242H120ZM98 244V243H97ZM131 244V245H130ZM70 245L72 246V247H70ZM61 246H63L62 248H61V250L59 249ZM90 246H92V245H90ZM95 246V245H94ZM15 247V246H14ZM64 247H66V246H64V245H60L59 244V248L57 249V250H55L54 249V252L55 251H59L61 254L60 255H62L61 256V261H58V260H60L59 259V257H58V260H57V263H60L61 264V262H63L64 264H66L67 262H64L63 260H67V259H65V257L67 258V256H64L65 254H66V252L63 254V252H64V250H62ZM76 248H73V252L75 253V251H77V249H78V251H79V247L78 246H75ZM84 247L86 248V245H84ZM118 247H120L119 248V250H126V249H128V247H121V246H118ZM75 249V250H74ZM67 250V251H68ZM77 251V252H78ZM72 252V251H71ZM76 252V253H77ZM122 253H120L121 254V256H120V258H122L123 259V255H125L126 254V252H127V250L123 253V251H121ZM133 252H135V253H133ZM70 253V252H69ZM69 253H67V254H69ZM128 253L126 254V255H128ZM66 254V255H67ZM131 254H135V255H131ZM71 255V254H70ZM188 256V255H187ZM13 257V256H12ZM52 257V259H53V256H51ZM183 257V256H182ZM247 259H246V258ZM96 258H98V257H96ZM119 258V259H120ZM95 259V258H94ZM92 259L93 261H94V263L97 261V259ZM122 259H121V261H119L120 262V264L122 263V264H124L123 262H122ZM229 258H227V260H228ZM100 259H98V261L96 262V264H101V261H99ZM124 260V259H123ZM115 261H117V259L115 260ZM114 261V262H115ZM118 261H117V264H119L118 263ZM176 259H174V258H169L168 260H166V261H159V264H178V263H176ZM113 262V264H116V263H114ZM62 263V264H63ZM102 263L104 264V262H103V260H102Z\"/></svg>",
    "mask_w": 264,
    "mask_h": 264
},
{
    "label": "built area",
    "instance_id": "2783aa9c",
    "mask_svg": "<svg viewBox=\"0 0 264 264\" xmlns=\"http://www.w3.org/2000/svg\"><path fill=\"white\" fill-rule=\"evenodd\" d=\"M168 18L166 17V22ZM167 28V27H166ZM163 32L171 34L170 28L165 29L163 27ZM152 53L154 54L155 59H162V53L160 51L153 50ZM125 56L120 60L116 67H114L113 71L108 69L103 71L100 76L99 83L91 84L85 80H78L84 82V84L88 88H92L95 93V105L102 110L103 112H109L112 114H118L112 106L113 97L117 90H122L123 98L125 102L130 106L132 111L129 115L119 114L123 118L130 119L136 123H139L147 128H151L157 130L158 132H162L166 135L172 136L180 141H185L184 133L179 131L180 129L174 127V132L168 131V128L165 124H162V119H160L159 113H157V105L158 102L154 98H150L144 92H142V88L149 87V81L147 79H143L141 75L134 73L136 79V86L130 87L128 86L125 78H124V69H125ZM214 64V59L209 61H201L197 63V66L200 69H206L207 67H211ZM196 65V64H195ZM74 80V83L78 82ZM186 112V115L191 117L190 109L184 108L182 109ZM151 113L153 120L149 121L146 118V112ZM254 117L260 123L264 120V110L260 109L254 113ZM155 122V124L153 122ZM188 146L190 147L189 150L186 152L183 162L180 166V171L178 176L180 175L181 171H188L193 166V157L200 155L201 152L210 154L211 151L208 149L202 148L196 141L194 142H187ZM240 149L246 155V159L244 165L248 168L255 170L258 172L260 177L264 179V172L261 170L260 166L257 164V152L258 148L252 143V140L247 137L243 136L240 141ZM176 177L173 189L178 185L183 184L182 176ZM148 197L153 198V193H147Z\"/></svg>",
    "mask_w": 264,
    "mask_h": 264
}]
</instances>
